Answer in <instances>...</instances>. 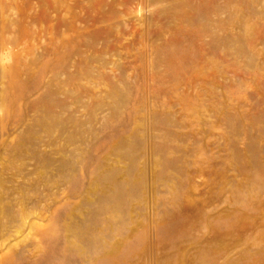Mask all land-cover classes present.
<instances>
[{
    "label": "rangeland",
    "instance_id": "rangeland-1",
    "mask_svg": "<svg viewBox=\"0 0 264 264\" xmlns=\"http://www.w3.org/2000/svg\"><path fill=\"white\" fill-rule=\"evenodd\" d=\"M0 264H264V0H0Z\"/></svg>",
    "mask_w": 264,
    "mask_h": 264
}]
</instances>
